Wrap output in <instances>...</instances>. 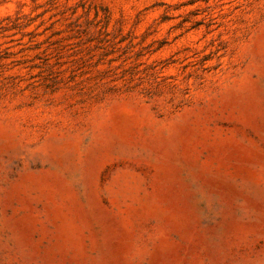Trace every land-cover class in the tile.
<instances>
[{
	"label": "rangeland",
	"instance_id": "obj_1",
	"mask_svg": "<svg viewBox=\"0 0 264 264\" xmlns=\"http://www.w3.org/2000/svg\"><path fill=\"white\" fill-rule=\"evenodd\" d=\"M0 264H264V0H0Z\"/></svg>",
	"mask_w": 264,
	"mask_h": 264
}]
</instances>
